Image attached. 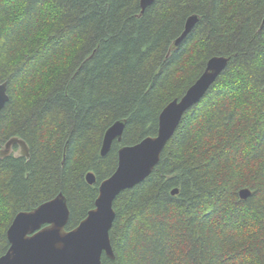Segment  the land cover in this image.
Returning a JSON list of instances; mask_svg holds the SVG:
<instances>
[{
	"label": "trees",
	"instance_id": "16d2710c",
	"mask_svg": "<svg viewBox=\"0 0 264 264\" xmlns=\"http://www.w3.org/2000/svg\"><path fill=\"white\" fill-rule=\"evenodd\" d=\"M194 14L200 22L169 53ZM215 56L231 58L228 67L152 175L116 199L115 259L102 264H264V0H156L143 15L140 0H0V83L10 96L0 150L15 137L30 149V158H0V258L16 215L60 193L75 229L119 150L156 136L161 112ZM120 120L123 139L102 157Z\"/></svg>",
	"mask_w": 264,
	"mask_h": 264
},
{
	"label": "water",
	"instance_id": "95a60500",
	"mask_svg": "<svg viewBox=\"0 0 264 264\" xmlns=\"http://www.w3.org/2000/svg\"><path fill=\"white\" fill-rule=\"evenodd\" d=\"M155 2L140 0L141 15ZM199 22L197 14L188 17L182 35L172 44L169 53L182 45ZM230 61L231 58L224 56L211 58L203 74L186 94L170 102L161 112L157 135L119 150L115 173L100 184L94 209L75 229L67 230L71 212L67 197L62 193L33 211L18 213L8 229L10 247L0 258V264H102L104 255L114 260L111 231L117 218L116 199L152 175L185 114L200 103ZM9 100L8 83H0V112ZM126 125V120H120L107 129L101 148L102 157L109 154L115 142L122 141ZM15 146L19 147L21 157L30 158L28 144L18 137L10 139L0 150V158L10 156ZM86 181L94 185L96 175L90 172ZM178 193L176 189L172 195ZM239 195L245 201L252 192L243 189Z\"/></svg>",
	"mask_w": 264,
	"mask_h": 264
},
{
	"label": "rangeland",
	"instance_id": "374dc122",
	"mask_svg": "<svg viewBox=\"0 0 264 264\" xmlns=\"http://www.w3.org/2000/svg\"><path fill=\"white\" fill-rule=\"evenodd\" d=\"M19 151H20V149H19V147H18L15 151H13V153H14L15 155H18V154H19Z\"/></svg>",
	"mask_w": 264,
	"mask_h": 264
},
{
	"label": "flooded vegetation",
	"instance_id": "af4514ba",
	"mask_svg": "<svg viewBox=\"0 0 264 264\" xmlns=\"http://www.w3.org/2000/svg\"><path fill=\"white\" fill-rule=\"evenodd\" d=\"M12 152H13V150H12ZM19 155V154H18Z\"/></svg>",
	"mask_w": 264,
	"mask_h": 264
}]
</instances>
